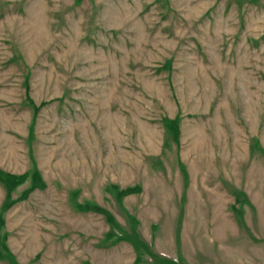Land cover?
<instances>
[{
	"label": "rangeland",
	"instance_id": "obj_1",
	"mask_svg": "<svg viewBox=\"0 0 264 264\" xmlns=\"http://www.w3.org/2000/svg\"><path fill=\"white\" fill-rule=\"evenodd\" d=\"M0 172V264H264V0H0Z\"/></svg>",
	"mask_w": 264,
	"mask_h": 264
},
{
	"label": "trees",
	"instance_id": "obj_2",
	"mask_svg": "<svg viewBox=\"0 0 264 264\" xmlns=\"http://www.w3.org/2000/svg\"><path fill=\"white\" fill-rule=\"evenodd\" d=\"M0 176L3 178L4 182L8 186H11V187L14 186V185H17L18 183H20L22 181V179L24 178V177L12 176V175H8L6 177V176H3V174H1V172H0ZM129 191H132V189L126 190V192H129Z\"/></svg>",
	"mask_w": 264,
	"mask_h": 264
}]
</instances>
